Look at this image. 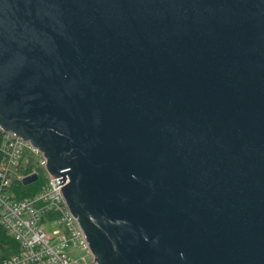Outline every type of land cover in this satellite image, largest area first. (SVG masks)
Segmentation results:
<instances>
[{
	"label": "water",
	"instance_id": "95a60500",
	"mask_svg": "<svg viewBox=\"0 0 264 264\" xmlns=\"http://www.w3.org/2000/svg\"><path fill=\"white\" fill-rule=\"evenodd\" d=\"M0 131L96 264H264V0H0Z\"/></svg>",
	"mask_w": 264,
	"mask_h": 264
},
{
	"label": "built area",
	"instance_id": "2783aa9c",
	"mask_svg": "<svg viewBox=\"0 0 264 264\" xmlns=\"http://www.w3.org/2000/svg\"><path fill=\"white\" fill-rule=\"evenodd\" d=\"M0 159V225L19 249L1 264H96L79 224L66 208L62 186L55 183L59 179L47 174L38 150L0 131ZM21 159L43 170L46 177L33 197L12 201V180L22 184L26 177L14 171Z\"/></svg>",
	"mask_w": 264,
	"mask_h": 264
},
{
	"label": "trees",
	"instance_id": "16d2710c",
	"mask_svg": "<svg viewBox=\"0 0 264 264\" xmlns=\"http://www.w3.org/2000/svg\"><path fill=\"white\" fill-rule=\"evenodd\" d=\"M14 171L16 174L21 175L23 177H28L33 173L37 174L38 177L37 181L30 186H24L23 184L19 182H14L12 180V190L9 191L12 197V201H20L26 198L33 197L32 195L38 192V190L41 189L44 184L43 182L46 177L45 172L43 170L38 169V167L36 168L32 163L26 161L25 159H21L18 167ZM18 253L19 249L17 244L9 236H6L5 232L3 231L2 225H0V264Z\"/></svg>",
	"mask_w": 264,
	"mask_h": 264
}]
</instances>
